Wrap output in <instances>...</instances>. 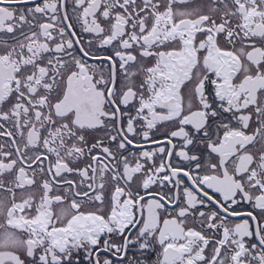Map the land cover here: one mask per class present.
Segmentation results:
<instances>
[{"label":"snow or ice","instance_id":"obj_1","mask_svg":"<svg viewBox=\"0 0 264 264\" xmlns=\"http://www.w3.org/2000/svg\"><path fill=\"white\" fill-rule=\"evenodd\" d=\"M0 264H264V0H0Z\"/></svg>","mask_w":264,"mask_h":264}]
</instances>
